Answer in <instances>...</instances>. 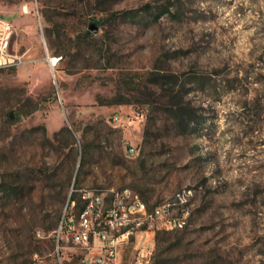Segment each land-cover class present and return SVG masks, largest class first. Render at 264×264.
I'll return each mask as SVG.
<instances>
[{"label": "rangeland", "instance_id": "1", "mask_svg": "<svg viewBox=\"0 0 264 264\" xmlns=\"http://www.w3.org/2000/svg\"><path fill=\"white\" fill-rule=\"evenodd\" d=\"M0 18L24 58L0 68V264H74V185L149 208L192 188L157 264H264V0H0Z\"/></svg>", "mask_w": 264, "mask_h": 264}, {"label": "built area", "instance_id": "2", "mask_svg": "<svg viewBox=\"0 0 264 264\" xmlns=\"http://www.w3.org/2000/svg\"><path fill=\"white\" fill-rule=\"evenodd\" d=\"M15 30L10 19L0 18V68L24 63L23 55L12 49L11 41H6V32L15 33ZM123 118L118 111L112 116L115 122H121ZM135 154L136 147L131 146L130 155ZM73 191L74 188L63 209L58 233L74 249V264H123L120 251L127 245L134 246V253L126 264H157L156 231L182 229L189 217L190 190L179 189L152 206L150 211H142L145 200L136 192H125V188L115 192L77 188V196L72 198ZM88 193H96L93 205H83V198ZM122 196H134L132 210L121 209ZM74 208H81V216H74ZM137 212H145V219H140V224L120 223V215ZM111 227H121V234H111ZM38 235H41L40 231ZM57 251L60 257V250Z\"/></svg>", "mask_w": 264, "mask_h": 264}, {"label": "bare ground", "instance_id": "3", "mask_svg": "<svg viewBox=\"0 0 264 264\" xmlns=\"http://www.w3.org/2000/svg\"><path fill=\"white\" fill-rule=\"evenodd\" d=\"M14 32H6V41H11ZM57 58H53L51 61L55 64V60ZM130 153V149H129ZM182 190H190V202L193 197V189L192 188H182ZM125 192H133L130 189H125ZM96 203V193H88L86 197L83 198V205H93ZM134 205V196H122L121 199V209L132 210ZM152 208H149L146 202L142 204V211H150ZM74 216H81V208H74ZM140 219H145V212H137L122 214L120 215V223H130V224H140ZM111 234H121V227H111Z\"/></svg>", "mask_w": 264, "mask_h": 264}, {"label": "trees", "instance_id": "4", "mask_svg": "<svg viewBox=\"0 0 264 264\" xmlns=\"http://www.w3.org/2000/svg\"><path fill=\"white\" fill-rule=\"evenodd\" d=\"M130 13L131 12H125V13H123V16H125V15L128 16ZM112 15L114 16V18H116L120 15V13H113ZM99 24H101V25L103 24V21L101 19L99 20ZM86 34L88 36H92V32H91L90 28L86 30ZM50 43H51V47L54 48V43H53L52 38H50ZM168 95L170 97V100L167 102L168 107H169L168 110L171 111L173 116L175 118H177V120L179 122L189 124V118L191 117V111L187 106H185L182 103L183 95L181 96L180 92H179V94L174 93L173 90H171ZM123 102H124L123 100H114L113 101V103H123ZM77 179H78V175H77ZM73 188H74V191H73L72 196H71L72 198L77 196V193L75 192V189H77V187L74 185Z\"/></svg>", "mask_w": 264, "mask_h": 264}, {"label": "water", "instance_id": "5", "mask_svg": "<svg viewBox=\"0 0 264 264\" xmlns=\"http://www.w3.org/2000/svg\"><path fill=\"white\" fill-rule=\"evenodd\" d=\"M90 29L93 31V32H97L99 30V26L95 23H92L90 25Z\"/></svg>", "mask_w": 264, "mask_h": 264}]
</instances>
